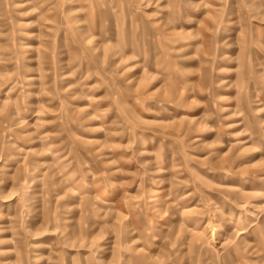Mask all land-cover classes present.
Masks as SVG:
<instances>
[{
  "label": "rangeland",
  "instance_id": "1",
  "mask_svg": "<svg viewBox=\"0 0 264 264\" xmlns=\"http://www.w3.org/2000/svg\"><path fill=\"white\" fill-rule=\"evenodd\" d=\"M0 264H264V0H0Z\"/></svg>",
  "mask_w": 264,
  "mask_h": 264
}]
</instances>
